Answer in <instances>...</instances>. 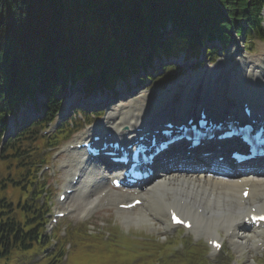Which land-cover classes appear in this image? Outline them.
Listing matches in <instances>:
<instances>
[{"label":"trees","instance_id":"16d2710c","mask_svg":"<svg viewBox=\"0 0 264 264\" xmlns=\"http://www.w3.org/2000/svg\"><path fill=\"white\" fill-rule=\"evenodd\" d=\"M260 1L0 0V129L4 115L33 94L31 83H39L40 93L47 94L52 118L56 96L70 73L74 81L95 70L114 73L121 61L130 65L141 56L149 60L162 54L176 56L213 35L225 42L229 27L242 31L243 23L258 35ZM167 26L170 32L163 35L161 29ZM136 66L141 63L131 68ZM46 86L51 90L46 92ZM19 144L16 140L5 148L6 159L16 164L13 174L21 183L20 189L16 186L25 192L28 173L18 160ZM27 196L24 193L15 206L0 199V258L44 241L41 216L25 200Z\"/></svg>","mask_w":264,"mask_h":264},{"label":"bare ground","instance_id":"6f19581e","mask_svg":"<svg viewBox=\"0 0 264 264\" xmlns=\"http://www.w3.org/2000/svg\"><path fill=\"white\" fill-rule=\"evenodd\" d=\"M263 62L264 60L257 58H245L237 50L232 55L223 58L210 71L197 75L196 82L193 80L194 77H190L186 79L187 83L182 82L183 88L168 90L170 91L168 94L171 96L165 99L160 107H167L175 102L178 104L177 100H185L184 98L191 100L193 97H196L197 101L202 99L218 106L221 104L220 100L227 98L238 101L242 98L241 95L246 96L247 100L256 108L264 106V69L260 67L261 63L264 64ZM213 74L216 77L211 80ZM227 74L226 82H224V75ZM238 78L241 80H237ZM175 90H181V92L177 91L181 95L180 97L176 98ZM141 98V101H136L119 112L112 110L106 115L108 117L105 122L110 132L118 134L123 127L132 126L137 122L144 123L146 113V116H148V112L150 114L149 105L153 102L157 103L153 98H150L148 104H145L144 98ZM29 113L36 115L38 112L30 110ZM219 153L214 152V154ZM74 155L80 157L75 162L67 160L65 167L67 172L72 169H81L84 173L76 189V195L73 197L75 202L77 201L76 205L82 204L83 211L80 215H85V209L91 205L99 206V208L106 205L115 206L116 215L120 216L125 224L136 226L142 224L152 227L154 221L161 217L162 220L159 225L167 228L170 224L166 221V216L168 211L174 208L192 220L195 232L204 234L207 238L218 237L221 230L230 231L232 229L235 233L240 231L239 238L233 244L239 254L238 257L253 245L255 239L258 240L254 246L257 243L263 245L261 239L264 230L251 229L244 224V219L251 214V208H254L256 213H264V172L260 173V176L222 179L209 176L206 172L192 175L175 173L170 170L160 177H154V183L146 190L135 189V195L138 196L137 199L141 200L142 207L125 212L118 210L116 206L129 203L134 195L109 189L102 181L101 176L106 178L101 171V165L93 161L83 163V155L79 153ZM83 164H86L87 167H80ZM245 187L249 188L250 192L247 199L242 200L240 195ZM180 202L183 204L180 205ZM145 204L147 210L154 213L153 216H145ZM197 205L203 209L200 216L190 211L192 207H197ZM236 236L237 234H234V237ZM231 239L229 237L230 241Z\"/></svg>","mask_w":264,"mask_h":264},{"label":"rangeland","instance_id":"374dc122","mask_svg":"<svg viewBox=\"0 0 264 264\" xmlns=\"http://www.w3.org/2000/svg\"><path fill=\"white\" fill-rule=\"evenodd\" d=\"M243 55H245V58L248 59L257 58L263 60L264 43L254 40L253 45L249 49L245 50ZM221 59L211 57L207 61L208 66L203 65L201 69L196 70L191 74L188 72L181 73L180 71V73H177L178 76H176V78L184 79L188 75L201 73L204 68L215 66ZM170 77H172V74L170 75ZM156 80L152 83H149V85L145 87V89L150 88V91L153 94V98H157L158 95L170 88V86H166V84H168L167 81L158 82ZM38 115L39 114H37V117ZM29 136L30 137L26 139L25 143H23L25 144V148L22 147V151L25 152V154H23L24 158L28 159L29 154L30 156L40 157L38 153L34 152L36 146L38 145L35 135L32 133ZM6 155L8 154H3V158H7ZM2 166L3 163L0 162V169H2L0 171V188H4L5 191L0 193V199H4L7 203L16 205L18 201V191L12 187L13 184L10 183L11 181H8L14 179L15 185L19 181L18 177L11 173L15 167V164L9 163V161H7L6 165L3 167ZM54 166L56 167V163L54 164ZM48 174V171L45 172V175L43 173V176L40 178L39 182L34 185L33 189H35V193L37 194L33 197L29 195L26 199V201H29V204L36 210L39 209L40 213L45 214L41 223H44V228L47 229V232H49L51 228L50 225H47L45 221V218H47V211L48 213L51 212L55 209L56 206L54 200L55 192L51 190V193L49 192L45 197V190L51 187L50 185L53 180H57V177L49 179ZM41 183L42 187L39 188V184ZM19 185H21V183H19ZM75 195L76 194L74 193L70 202V205L73 206L74 212L68 217L67 220H65V222L69 226L71 225L69 232H71L72 229H78V227L80 226L79 233L82 234L77 235L72 239H69L70 237L68 238V241L72 245L71 252H73L68 259V264H178V261L173 258L177 256L181 257L184 253V250L182 246L178 247L177 245H174V243H176V241L174 240H177L175 237L176 234H171L172 239H170V237H167L166 241L157 242L156 240H160L161 238H158L155 234L151 233V230L146 226L142 227L135 226L134 224H125L123 219L115 214V206H104L100 208V211L96 216L94 215L82 220L79 218V213L83 211L82 204L80 202L79 203L81 205L79 203H77L79 205L75 204L77 202H75V200L73 199ZM45 198L48 199L44 201ZM44 202L47 205H45ZM64 225L65 224H62L60 227ZM85 234L86 237L84 236ZM179 234L180 236H182L180 232ZM106 240L109 242H105ZM65 243L68 242L66 241ZM183 243H185L189 247L192 246L189 242ZM165 245H168L169 248H166ZM172 245H174L173 248H171ZM151 247L153 248V250L151 249ZM197 248H200L203 257H209L217 264H226L225 261L222 260V257L226 258V255L217 257L210 256L208 250L205 249L202 242H199ZM50 250H52V247H50ZM36 251V247H33L21 257H18V253L9 257H1L0 264H36L37 261H40L43 258V254H40L39 252L35 253ZM244 255H249L252 258L251 251L248 248ZM227 256L233 257L230 253H228ZM257 259H255L256 262ZM196 262L197 260L194 261L193 259L189 258L188 260L180 262L179 264H199ZM64 263L65 262L63 261L62 264ZM237 264L248 263L245 259H242L238 260Z\"/></svg>","mask_w":264,"mask_h":264}]
</instances>
